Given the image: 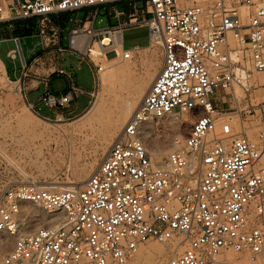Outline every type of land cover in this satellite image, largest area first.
<instances>
[{"label":"built area","instance_id":"obj_1","mask_svg":"<svg viewBox=\"0 0 264 264\" xmlns=\"http://www.w3.org/2000/svg\"><path fill=\"white\" fill-rule=\"evenodd\" d=\"M122 3L132 7L129 18L111 22L124 14L114 9ZM101 10L109 24L96 27ZM64 13L74 14L70 29L54 19ZM32 19L58 74L66 73L71 50L100 80L101 60L124 51L125 34L142 28L149 47L163 48L164 64L83 187L21 184L5 192L0 234L16 239L3 264H136L141 247L161 243L172 251L180 236L187 250L166 264H218L229 250L264 259V102L248 110L262 117L252 141L231 120L217 134L214 98L247 67L264 72V0H0V24ZM15 40L11 57L19 53L30 72ZM80 92L75 85L60 95L46 89L40 102L64 108ZM184 111L195 116L189 133L156 162L144 138L147 124ZM28 202L53 219L23 234L17 214Z\"/></svg>","mask_w":264,"mask_h":264},{"label":"rangeland","instance_id":"obj_2","mask_svg":"<svg viewBox=\"0 0 264 264\" xmlns=\"http://www.w3.org/2000/svg\"><path fill=\"white\" fill-rule=\"evenodd\" d=\"M139 6L143 7L142 1H139ZM239 10L241 11V8ZM108 24V15L106 11L101 10L95 26L104 27ZM147 42V28L127 32L125 34L126 51H121L117 55L118 59L112 60L113 64L105 59L101 60L104 71L98 81L89 72L87 64L78 71L77 60H74L69 54L66 55L67 70L78 75L81 85L88 89L90 95L80 96L81 109L88 103L82 113L76 116L66 115L63 119L39 115L28 104L20 84L12 82L7 77L5 70H0V211L4 208L5 192L21 184L41 186L44 185L43 183L53 180L65 183L67 181L74 182L77 179L86 183L106 156V154L99 156V162L95 168L88 167L89 163L100 154L103 139L111 138L110 148L126 125L121 128L115 126V120L124 108L126 101L148 77L152 76L148 92L162 69L164 55L160 45L149 47L148 44H140L139 49L132 48L138 43ZM231 42L237 43L235 38H232ZM34 44L32 43V45ZM23 46L26 55H28L24 41ZM12 47L13 45L8 42H1L0 57L6 61L10 71H13L17 66L19 73V64L15 66L7 56ZM39 51L40 47L37 46L34 54ZM114 55L115 53L109 56ZM91 61L93 62V60ZM94 61L97 63L100 60ZM246 70L249 73V79L251 78L248 81L249 85L241 87L242 79L238 78L233 87L229 88V91L227 90V94L223 90L215 94L216 99L220 100L217 105L221 110V114L216 120V130L218 135H222L223 123L231 120L234 130H244L250 140L255 141L261 129L262 117L259 114L254 115L253 112L250 114L248 110L251 105L264 102V85L258 86L261 84L260 75L264 72L254 71L250 67H247ZM110 71H115V75ZM106 74L114 75L112 77L115 81L120 80L124 85H129V92H124L119 100L116 99L113 87L103 83ZM116 75L119 79H116ZM247 87H251L249 92L245 90ZM227 104H230L231 108L226 110L221 108L226 107ZM190 114L184 111L158 120L154 119L147 124V133H149L146 144L151 154L153 144L158 143L167 151L165 153L167 157L176 145L174 140L177 141L178 133L182 135L181 141L185 139L195 121V116ZM163 160L161 159V161ZM73 186L75 185L73 184ZM24 206L30 209L38 208V212H43L31 202L25 203ZM42 224L43 222H40L29 232L37 230ZM15 239L16 236L10 232L0 234V240L6 242V249L0 255V264H3V256L11 249ZM181 240H183V236L177 239V241ZM181 247L179 254L187 250V245L184 242L181 243ZM144 249H151L152 253L146 258H139L136 264H162V260H166L164 251L167 248L163 244H149L144 246ZM218 259L225 260L227 264H264L263 258L254 259L249 253H238L232 250L223 252V258ZM218 263L220 264L219 261Z\"/></svg>","mask_w":264,"mask_h":264},{"label":"crops","instance_id":"obj_3","mask_svg":"<svg viewBox=\"0 0 264 264\" xmlns=\"http://www.w3.org/2000/svg\"><path fill=\"white\" fill-rule=\"evenodd\" d=\"M114 9H118L122 11L124 14L120 16V18H116L113 15H111L110 20L113 23L117 22L119 19L124 20L129 18V15L132 12V7L128 3L119 4L115 6ZM108 10L111 11L112 8L110 7L108 8ZM89 12L90 11L87 10L82 12V14L85 15ZM73 17L74 14L64 13L61 14L59 18L54 17V19L56 21L60 20L67 27V29H70L72 26ZM16 37H19V45L22 50V57L25 59L28 66H30V72H27L23 68L21 62V56L19 53H17V57L15 59L11 57V53L19 48L18 43L15 40ZM4 41L8 42L10 45H13V47L7 53V56L9 59H11L14 62L15 66L19 64V68H20L19 73L17 66L13 71H10L6 61L0 57V60L2 61V64L5 68V73L12 82H17L20 84L22 88V93L26 98V100L28 101V104L39 115H44L49 118L52 117L58 119V117L60 116H62L63 118L66 115L76 116L82 113L86 109L88 103L82 109L80 107V96L90 95V92H88V89L84 88L81 85L78 75L76 73L74 74L68 71L65 66L66 55L69 54L71 57H73L74 60H77L78 71L82 70L83 67L86 66L87 64L89 67V72L93 76L91 67L86 62V60H83L77 53L71 50H67L64 56V67L66 73L61 75L54 72V68L51 66V60H48L49 59L48 55L44 53L42 50V46L40 44V36L38 33V24L36 19H32L28 21H19L14 23L12 26L8 24H0V43ZM23 41L26 43L28 55H26L25 53ZM32 43L35 44L32 45ZM64 43L66 44V40H64ZM140 44H148V42L138 43L134 45L132 48H134L135 46H140ZM37 46L40 47V51L34 54ZM71 85L77 86L82 92L78 93L75 96L74 100L68 106L64 108L50 109L40 102V98L46 89H50L52 92L60 95L66 93L70 89ZM225 94H227V92H225ZM214 98L216 105L219 104L220 103L219 98L216 99V96ZM221 108H224V110H226L231 108V106L230 104H227L226 107H221Z\"/></svg>","mask_w":264,"mask_h":264},{"label":"bare ground","instance_id":"obj_4","mask_svg":"<svg viewBox=\"0 0 264 264\" xmlns=\"http://www.w3.org/2000/svg\"><path fill=\"white\" fill-rule=\"evenodd\" d=\"M241 12L245 15L247 14V9L245 7H241ZM81 37H84L83 35H81ZM233 38V37H232ZM230 38V40L232 39ZM232 43V42H231ZM234 43V42H233ZM126 51V49L124 50ZM121 52V51H120ZM120 52L118 54H120ZM117 53H115L114 56L110 57L109 55H106L105 56V60L110 62V64L112 63V60H117L118 59V55ZM118 62V61H117ZM120 62V61H119ZM109 64V65H110ZM113 64V63H112ZM112 66V65H111ZM163 67V66H162ZM0 70H5L3 64H2V61L0 60ZM111 70V68H110ZM113 71V70H112ZM109 72V71H108ZM111 72V71H110ZM115 72V71H114ZM114 72H111L114 74ZM110 73V74H111ZM116 73V72H115ZM115 75V74H114ZM114 75H109V74H106V77L103 79V83L104 85L106 86H112L113 87V93L115 94V97L116 99H120L121 98V94H123L124 92H129V85H124V83H122L120 80L119 81H115L112 77ZM117 77V75L115 76ZM152 76L148 77V79H146V81H144V83L137 88V90L134 92V94L126 101L125 103V106L124 108L121 110L119 116L117 117V119L115 120V126L117 128H121L123 127L128 119L130 118L131 114L134 113L136 109H138L141 105V102L143 100V96L144 94L147 92V89H148V85L150 84V79H151ZM116 79H119L118 77ZM240 79H242V82H241V87L242 85L245 87L247 85H249L248 81L251 80V78L249 79V73L247 72V70L245 71H242L241 72V77ZM241 81V80H240ZM260 83L261 84H258V86L260 85H264V73H262L260 75ZM237 82V80L235 81ZM234 82V83H235ZM259 83V82H258ZM250 88V87H249ZM234 89V88H233ZM246 90V89H245ZM229 91V90H228ZM252 104V103H251ZM250 104V105H251ZM134 111V112H133ZM187 112V111H186ZM180 114V113H179ZM188 114V113H187ZM189 115V114H188ZM191 115V114H190ZM192 116V115H191ZM178 118V117H176ZM193 118V117H192ZM195 119V117H194ZM158 120V119H157ZM151 122V121H150ZM149 122V123H150ZM149 133V132H148ZM148 133H147V128L144 132V138L146 141L147 138H148ZM177 135V134H176ZM182 137V135L180 133H178L177 137H176V140H180V138ZM150 140V139H149ZM156 142V140H155ZM112 143V140L111 138H104L103 139V142H102V146H101V149L99 152L100 154L92 161L89 163L88 167L90 169H93L97 166L98 162H99V156L100 155H104V154H107L106 152L108 151V148L110 146V144ZM147 143V142H146ZM174 143H175V140H174ZM175 145V144H174ZM176 146V145H175ZM174 146V148H175ZM152 155H153V159L155 161H158L160 162L161 159L163 160V157L165 156V153L167 152L164 147H161V144L158 145L157 144H153V147H152ZM151 153V152H150ZM167 155V154H166ZM264 156V155H263ZM262 156V157H263ZM166 157V156H165ZM164 157V159H165ZM13 161V160H12ZM263 161V160H262ZM44 185H50L52 186L53 188H56V189H70V188H77V187H82L84 182L80 179H77L76 181L72 182V181H67L65 183H58L57 181L53 180L52 182H46V183H43ZM73 184L75 186H73ZM38 209V208H37ZM37 209H30V208H27L25 207L24 205L19 209V212L17 214V220H18V226H19V229L21 231V233H30L29 231L32 230L35 226H37V224H40V222L44 225V224H49L52 222V216H47L46 214H44L43 212H38ZM41 210V209H40ZM42 211V210H41ZM41 225V226H42ZM40 226V227H41ZM35 231V230H34ZM33 232V231H32ZM182 237V236H180ZM179 237V238H180ZM180 240V239H179ZM177 246L170 252L169 249H167L166 251H164L166 254V260H162V264H166L168 262H170L171 260H173L177 254H179L181 248L184 246L182 244V247H181V243L179 241H177ZM153 244V243H152ZM6 249V242L3 241V240H0V255L4 252V250ZM178 252V253H177ZM225 252V251H224ZM227 252V251H226ZM152 253V250L149 249H144V247H141L140 248V251H139V257L141 259H143L144 257H148V255H150ZM182 253V252H181ZM180 253V254H181ZM171 254V255H170ZM222 258H223V253L221 254ZM219 257V258H221ZM225 258V257H224ZM226 260V258H225ZM223 260V259H218V261L220 262V264H227L226 261ZM228 261V260H227ZM161 263V262H160ZM229 263V262H228ZM219 264V263H218Z\"/></svg>","mask_w":264,"mask_h":264}]
</instances>
